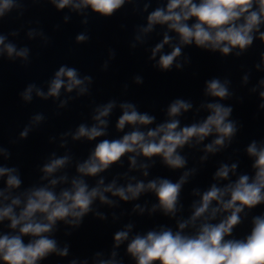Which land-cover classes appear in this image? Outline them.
I'll return each mask as SVG.
<instances>
[{
  "label": "clouds",
  "instance_id": "obj_1",
  "mask_svg": "<svg viewBox=\"0 0 264 264\" xmlns=\"http://www.w3.org/2000/svg\"><path fill=\"white\" fill-rule=\"evenodd\" d=\"M39 2L31 0L32 4ZM47 3L57 11L68 9L62 17L64 24L69 23L73 15L81 18L84 30L75 36L78 45L86 44L91 39L87 27L90 16L111 19L126 4L133 6V14L147 13L146 24L134 26L129 48L134 50L138 44H145L148 34L155 31V26H166L163 39L150 49L151 55L148 57L150 61H155L152 68L160 73L183 70L185 63L191 62L190 56L185 55V46L219 53L221 58H227L230 54L243 57L257 39L264 46V0H167L166 4L158 3L150 12L151 0L144 2L142 7L141 0H47ZM13 10L16 11V19L22 18L27 11L25 0H0V21ZM35 23L39 24V21ZM60 27L57 24L54 30ZM125 27L121 25L122 29ZM22 29L23 25L7 33L0 32V56H6L13 63L20 60L21 65L26 67L31 63V49L28 46L18 47L8 40L9 36H19ZM26 34L30 40L40 37L45 46L51 42L42 28H29ZM165 45L171 48L170 52L163 51ZM115 57V50L110 48L101 71H107ZM254 68L264 69V52ZM250 76L251 69L242 78L244 85L249 83ZM132 81L136 85L144 83L141 75H134ZM93 84L91 75L82 74L74 66L61 64L51 78L42 84L28 83L19 97L25 105L31 104L34 98L41 101L51 98L57 109H65L74 100L91 97ZM231 84L227 77L205 80L203 95L212 99L203 100L195 107L191 99L174 98L163 108L166 118L159 123L155 115L140 111L139 105L132 101L112 98L97 104L92 100L93 123L82 122L74 132L60 133V147H65L68 136L73 141H96L88 157L76 162V175L71 178L66 171L62 172L73 162V156L67 153L61 156L50 153L47 161L38 166L42 173L38 180L47 183H32L25 188H22L24 181L18 166L0 164V178L4 179L5 185L0 188V222L9 221L7 227L12 230L0 233V264H40L53 253L68 256L71 245L66 242L60 247L54 235L59 230V222L79 228L88 214L106 220L107 215L93 205L99 200L101 205L118 207V201L106 195L108 193L126 202L139 199L142 193H153L157 203L152 204L149 215L159 210L164 216L175 218L176 229L161 224L130 238L133 224H126L113 235L110 257L100 259L102 253L96 252L94 264H123L122 259H117L119 253L116 249L125 241H128L126 252L135 264H264V212L253 214L254 209L264 205V138L252 139L244 149L251 159V174L237 172L239 160L231 164L221 163L212 176L217 182L210 184L203 192L193 189L192 195L199 196V199L191 202L190 214L186 218H177V213L184 209L181 202L183 186L198 172L195 167H186L188 158L182 154L185 146L194 148L203 144L204 155L200 156V161L206 162L208 154L215 155L231 148L243 127L232 118L233 105L223 103L236 96ZM123 87L127 92L129 85L124 84ZM258 89L261 101L258 111H264V78L259 79L249 92L256 93ZM237 100L242 103L243 97H237ZM117 107L121 114L115 128L123 134L115 139H98L108 135L109 117ZM194 107L196 115L204 111L206 116L182 126L180 117ZM54 114L59 116L61 113L56 111ZM46 119L43 113L31 115L19 132V138L26 139ZM126 126H130L128 130H125ZM209 137L213 138L205 143ZM54 139L50 137V140ZM9 143L15 144L17 140H10ZM11 155L8 148L0 146V156L5 161ZM140 157L143 160H139ZM156 157L169 170L183 169L175 182L157 176L147 183L138 180L133 184L131 180L136 179L133 176L129 178V183L118 186L116 178L105 184L104 178L100 177L91 186L87 179L122 164L123 158L129 161L130 170H141L147 177L148 169L156 163ZM58 172L62 174L55 175ZM123 175L127 177L128 174ZM221 181L226 183H219ZM58 185L68 186L58 188ZM145 208L146 205L135 204L133 211L143 214ZM113 218H117L115 213ZM245 221L247 232L237 236L236 230ZM71 234V231L65 233ZM25 237H28L27 241ZM69 264H77V260L72 259ZM80 264H88V259H83Z\"/></svg>",
  "mask_w": 264,
  "mask_h": 264
}]
</instances>
